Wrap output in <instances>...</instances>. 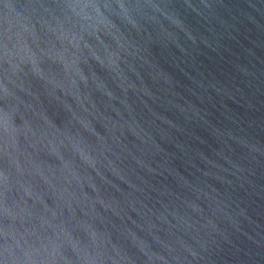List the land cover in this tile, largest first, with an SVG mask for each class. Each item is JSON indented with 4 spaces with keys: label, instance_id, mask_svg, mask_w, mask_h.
Listing matches in <instances>:
<instances>
[{
    "label": "water",
    "instance_id": "1",
    "mask_svg": "<svg viewBox=\"0 0 264 264\" xmlns=\"http://www.w3.org/2000/svg\"><path fill=\"white\" fill-rule=\"evenodd\" d=\"M0 264H264V0H0Z\"/></svg>",
    "mask_w": 264,
    "mask_h": 264
}]
</instances>
